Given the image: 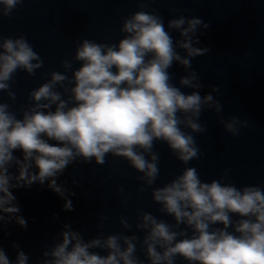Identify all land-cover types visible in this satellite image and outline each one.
I'll return each instance as SVG.
<instances>
[{
    "label": "clouds",
    "instance_id": "1",
    "mask_svg": "<svg viewBox=\"0 0 264 264\" xmlns=\"http://www.w3.org/2000/svg\"><path fill=\"white\" fill-rule=\"evenodd\" d=\"M25 2L0 0V18L11 17ZM154 2L136 0L139 10L123 19L118 42L79 40L72 59L61 61L63 71L48 73L49 78L28 93L20 118L3 101V94L15 101L12 86L17 73L35 77L44 60L25 36L0 33V233L12 223L28 227L13 190L46 184L64 201L63 210L72 212L69 197L76 193L58 183L59 178L69 166L93 161L103 166L109 156L126 161L138 173L137 193L150 189L157 211L173 221L141 209L133 222L119 217L131 234L104 235L103 221L109 218L101 216L99 234L87 240L65 223L38 264H176L177 258L186 264H264V184L237 187L228 181L230 169L220 179L205 182L196 167L187 166L202 156L196 136L207 132L201 122L206 109L217 114L233 137L250 126L237 116L224 119L217 99L220 86L200 94L204 85L192 60L211 51L196 46L198 33L202 35L209 24L197 16L180 15L165 26L156 8L145 10ZM174 64L186 73L179 87L169 72ZM157 142L167 145L186 167L169 182L153 187L161 172ZM117 191L123 194L125 189ZM121 203L126 206L127 198ZM11 247L16 251L14 261L0 243V264H29L30 257L19 244Z\"/></svg>",
    "mask_w": 264,
    "mask_h": 264
},
{
    "label": "water",
    "instance_id": "2",
    "mask_svg": "<svg viewBox=\"0 0 264 264\" xmlns=\"http://www.w3.org/2000/svg\"><path fill=\"white\" fill-rule=\"evenodd\" d=\"M152 8L164 17L165 26L169 19L180 15L197 16L209 24L202 35L198 33L200 43L196 46L209 47L211 51L192 60L193 69L204 85L200 94L203 96L211 92L212 86H220L217 99L223 105L224 119L237 116L248 120L250 125L233 137L224 131L217 114L206 109L201 122L207 132L196 136L202 156L187 166L196 167L205 182L220 179L225 169H230L228 181L237 187L264 184V0H155L145 10ZM137 10L136 0H26L17 6L11 17L0 18V33L4 37L25 36L43 58L44 67L35 77L19 71L12 86L16 100H8L5 93L3 101L20 118L28 93L45 82L48 73L63 71L61 61L72 59L79 40L118 42L123 35L119 31L123 19ZM172 36L179 39L177 32H172ZM178 51L184 55L183 50ZM73 67L79 64L74 63ZM169 72L179 87L180 77L186 74L183 67L174 64ZM155 150L161 156V172L153 187H160L179 175L186 165L177 161L165 144L157 142ZM15 155L22 157L20 152ZM107 161L103 166L94 161L76 163L59 178L58 183L76 193L69 197L74 205L72 212L63 210L64 201L46 184L13 190L28 227L24 230L12 223L0 233V243L9 258L15 260L16 251L11 245L17 243L29 255V264H38L42 252L50 248L53 237L65 223L81 231L87 240L99 234L97 224L101 223V216L109 218L103 221L104 235L131 234L122 228L119 217L123 215L133 222L141 209L173 222L171 217L157 211L159 205L152 202L150 189L137 193L138 173L126 161L111 156ZM11 171L15 173L16 169ZM73 180L77 183L73 184ZM121 186L125 189L123 194L117 191ZM124 198L128 200L126 206L121 203ZM137 235L142 237V233ZM137 249V255L143 259L139 245ZM176 264L186 262L177 258Z\"/></svg>",
    "mask_w": 264,
    "mask_h": 264
}]
</instances>
